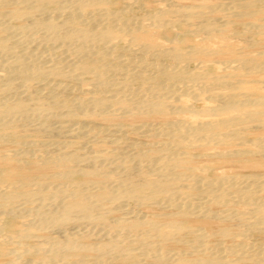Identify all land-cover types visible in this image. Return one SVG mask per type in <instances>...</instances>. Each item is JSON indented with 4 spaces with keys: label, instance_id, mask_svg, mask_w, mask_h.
<instances>
[{
    "label": "bare ground",
    "instance_id": "1",
    "mask_svg": "<svg viewBox=\"0 0 264 264\" xmlns=\"http://www.w3.org/2000/svg\"><path fill=\"white\" fill-rule=\"evenodd\" d=\"M114 1L0 0V264H264V0Z\"/></svg>",
    "mask_w": 264,
    "mask_h": 264
},
{
    "label": "rangeland",
    "instance_id": "2",
    "mask_svg": "<svg viewBox=\"0 0 264 264\" xmlns=\"http://www.w3.org/2000/svg\"><path fill=\"white\" fill-rule=\"evenodd\" d=\"M142 1L138 2L137 4L135 3V5H133L130 8V10H132V11H130V13L132 12L131 15H134L136 18H141L142 16H144V15H146L148 13H152V11L154 12L156 7L159 5L158 2L156 3L157 0H142ZM177 1H193V2H195L197 0H177ZM212 1L213 0H208V2H212ZM128 2H129V0H115L114 2H111L110 6L113 9H115V8L116 9H123V8L126 7V4ZM141 3H142V5H141ZM136 9H137V12H136ZM148 9H150V10H148ZM133 11H135V12H133ZM175 32H176V29H172L171 30V35H172V33L174 34ZM255 38H257V37H255ZM189 42H192V41H189ZM192 66H194V64ZM216 67L214 66L213 67L214 69H212V70L215 71L217 69ZM254 78L257 79V78H261V77L260 76H254ZM197 103L199 105H202L201 102H197ZM128 122H131V121H128ZM134 139H139V140L146 141V142H150V141H152V142L156 141L157 142L158 141V137H151V136H147V135L141 136L140 134H131L129 140L133 141ZM129 140L127 139V141H129ZM191 151L193 153H198L199 149L194 148ZM203 160L205 161L206 164H208L211 167H213V168H211L212 169L211 174L218 173V172L222 173V172L227 171V170L235 171L237 173H255V172L256 173H264V158H260L257 155H256V157H253L251 160L243 159L242 161L240 160L238 163H235V162L233 163L230 160L218 159V158H204ZM231 165H233V166H231ZM208 174H210V173H208ZM202 222L203 221L195 220V223H196L197 226L202 224ZM19 223H20V219H16V221L13 222V224L15 226L20 225ZM253 238L260 245V247L264 249V233L252 234L251 235V239H253ZM7 257L8 256H6V255L0 257V262H2L3 260H6Z\"/></svg>",
    "mask_w": 264,
    "mask_h": 264
}]
</instances>
